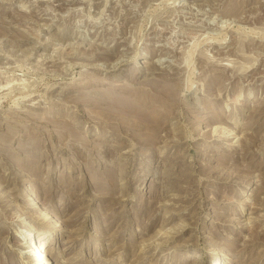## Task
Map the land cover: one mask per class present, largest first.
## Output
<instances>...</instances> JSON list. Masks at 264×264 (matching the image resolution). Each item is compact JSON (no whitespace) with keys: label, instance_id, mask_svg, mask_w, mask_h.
Masks as SVG:
<instances>
[{"label":"rangeland","instance_id":"rangeland-1","mask_svg":"<svg viewBox=\"0 0 264 264\" xmlns=\"http://www.w3.org/2000/svg\"><path fill=\"white\" fill-rule=\"evenodd\" d=\"M43 215L53 264H264V0H0V264Z\"/></svg>","mask_w":264,"mask_h":264},{"label":"bare ground","instance_id":"bare-ground-1","mask_svg":"<svg viewBox=\"0 0 264 264\" xmlns=\"http://www.w3.org/2000/svg\"><path fill=\"white\" fill-rule=\"evenodd\" d=\"M69 2V1H68ZM73 2V1H72ZM74 3V2H73ZM72 4V3H71ZM211 23V22H210ZM167 33V32H166ZM116 66V65H115ZM137 67H139L138 65L136 66V68ZM217 68V67H216ZM28 193H30V191H26L24 194H25V196L28 194ZM33 193V192H32ZM27 197V196H26ZM31 205V204H30ZM42 215V214H41ZM40 216V215H39ZM44 217H43V220L44 221H42L43 223H42V227H43V232H42V234H40L41 236H40V243L38 244V245H36V246H33V245H28V246H26V249H28V251L26 252V253H28V254H30L31 256H34L33 258H32V260L34 261V262H32V264H53V263H51L50 262V258L49 257H46V256H44L43 254L45 253V251H46V249H47V241H48V239L51 237V236H53V235H55V234H57V233H60V225L56 222L55 224H53L52 222L54 221V219H53V217H47V216H45V215H43ZM42 218V217H41ZM41 222V221H40ZM47 235V237H45L44 235ZM31 235V232H29V230L28 229H26L25 231H24V237L23 238H28L29 236ZM22 246L24 245L23 243L21 244ZM20 245V246H21ZM40 257V259L39 258H36V257ZM208 256V255H207ZM207 256H205V255H200L199 254V252H196L195 253V257L193 258H191L190 259V261H192L191 263L192 264H197V261L198 260H202L203 261V259H205V258H207ZM41 257L43 258V259H45L46 261H43V259H41Z\"/></svg>","mask_w":264,"mask_h":264}]
</instances>
